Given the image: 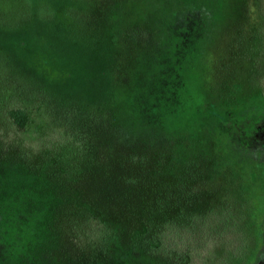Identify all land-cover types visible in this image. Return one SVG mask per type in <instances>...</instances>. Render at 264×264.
Masks as SVG:
<instances>
[{
  "label": "rangeland",
  "instance_id": "obj_1",
  "mask_svg": "<svg viewBox=\"0 0 264 264\" xmlns=\"http://www.w3.org/2000/svg\"><path fill=\"white\" fill-rule=\"evenodd\" d=\"M14 79L37 84L69 112L57 125L47 101L27 102L31 124L20 134L6 125V114L26 99L7 98L2 119L11 141L74 147L75 158L89 162L83 131L109 127L110 114L131 139L151 129L155 140L166 130L174 165L198 160L211 186L244 209L242 261L226 249L224 255L233 235L231 228L221 234L225 224L216 218L199 238L203 246L207 236L213 243L192 263L264 264V0H0V95ZM12 190L0 189V264H64L61 242L46 250L51 243L43 237L37 254V243L24 251L17 241V225L4 230L5 212L31 216L47 207L44 198L21 207ZM181 234L196 236L198 226ZM187 244L198 253V242ZM107 264L179 263L149 259L125 243Z\"/></svg>",
  "mask_w": 264,
  "mask_h": 264
},
{
  "label": "trees",
  "instance_id": "obj_2",
  "mask_svg": "<svg viewBox=\"0 0 264 264\" xmlns=\"http://www.w3.org/2000/svg\"><path fill=\"white\" fill-rule=\"evenodd\" d=\"M118 73L122 75L123 71ZM11 81L0 95V189L5 184L13 189L11 193H18L13 198L21 200V207L27 204L25 201L30 205L38 203L39 198L47 203L45 209H38L31 216L20 209V213L8 211L1 217L4 230L17 225L16 239L26 245L24 251L37 243L32 249L39 254V242L45 237L51 243L46 250L62 243L64 252L59 260L64 264H107L115 249L126 243L133 253L152 260L193 264L213 243L207 236L206 246L201 245L199 238L210 229L207 226L223 223L221 234L229 233L231 228L227 236L233 235L222 245L224 255L226 249L229 255L236 256L234 262L242 261L248 248L243 228L239 231L240 223L245 221L244 209L238 210L234 199L222 188L211 186L207 167L204 171L198 160L174 165V153L164 137L166 130H157L155 140L151 129L142 130L139 138L131 139L125 136L128 132L116 126L115 116L110 114L109 127L83 131L90 140L88 153L93 155L89 162L78 161L74 147H28L22 138H8L2 119L5 99L16 94L26 99L23 107L11 108L6 114V125L20 134L26 133L31 124L27 102H39L45 107L47 101L46 112L57 125L69 109L37 84ZM171 118L174 117H168L167 123ZM147 121L143 119L142 124ZM208 217L213 223H208ZM196 225L198 234L183 238L181 232L195 229ZM43 228L47 231L44 236ZM217 237L220 236L215 232L213 240ZM27 238L33 241L27 242ZM188 242L194 246L198 242V253L194 248L188 249ZM48 253L51 256L52 252Z\"/></svg>",
  "mask_w": 264,
  "mask_h": 264
}]
</instances>
